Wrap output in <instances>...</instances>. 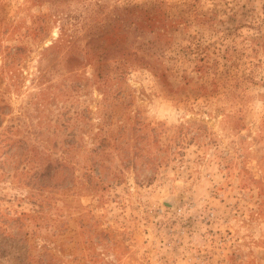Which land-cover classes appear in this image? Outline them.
I'll return each instance as SVG.
<instances>
[{
	"label": "rangeland",
	"instance_id": "1",
	"mask_svg": "<svg viewBox=\"0 0 264 264\" xmlns=\"http://www.w3.org/2000/svg\"><path fill=\"white\" fill-rule=\"evenodd\" d=\"M0 264H264V0H0Z\"/></svg>",
	"mask_w": 264,
	"mask_h": 264
}]
</instances>
